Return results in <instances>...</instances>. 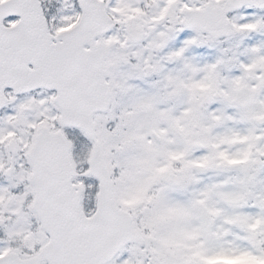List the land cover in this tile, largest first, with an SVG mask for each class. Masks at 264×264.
I'll return each instance as SVG.
<instances>
[{"label":"snow or ice","instance_id":"6c2138e0","mask_svg":"<svg viewBox=\"0 0 264 264\" xmlns=\"http://www.w3.org/2000/svg\"><path fill=\"white\" fill-rule=\"evenodd\" d=\"M0 264H264V0H0Z\"/></svg>","mask_w":264,"mask_h":264}]
</instances>
